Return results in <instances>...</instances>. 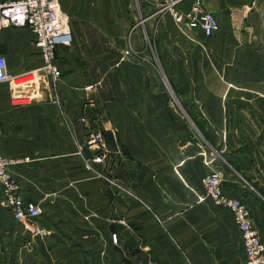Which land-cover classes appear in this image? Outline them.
I'll use <instances>...</instances> for the list:
<instances>
[{
	"label": "crops",
	"instance_id": "0c3cea01",
	"mask_svg": "<svg viewBox=\"0 0 264 264\" xmlns=\"http://www.w3.org/2000/svg\"><path fill=\"white\" fill-rule=\"evenodd\" d=\"M58 2L73 41L57 48V82L25 87L43 65L33 33L0 30L15 77L0 82V153L43 211L30 238L0 187V264H182V251L246 264L233 216L201 199L220 170L264 241V0ZM175 2L184 16L200 3L220 31L177 23L161 10ZM97 132L103 164L90 162Z\"/></svg>",
	"mask_w": 264,
	"mask_h": 264
},
{
	"label": "built area",
	"instance_id": "2783aa9c",
	"mask_svg": "<svg viewBox=\"0 0 264 264\" xmlns=\"http://www.w3.org/2000/svg\"><path fill=\"white\" fill-rule=\"evenodd\" d=\"M175 3L168 7L177 23L192 29H200L205 36L213 37L220 31L218 18L212 12L205 10L196 3L187 16L175 9ZM28 27L33 33L34 44L42 58L43 65L25 75L29 78L50 77L52 82L61 79V70L57 65V48L69 46L72 41L70 20L62 11L58 0H10L0 4V30L5 28ZM126 54H129L127 52ZM5 56L0 55V82H11L15 77L9 73ZM2 127L0 125V140ZM105 137L97 132L88 140V146L99 153L90 162L103 164L108 159ZM13 161L0 153V187L3 192V202L12 208L13 217L25 225V231L31 238L43 235L37 224L43 211L39 205L26 202L21 195V188L10 169ZM204 197L202 201H210L215 206L226 209L233 216L241 234L245 249L246 264H264V241L255 229L249 206L242 200L234 199L225 193L223 176L212 171L203 179ZM117 242L118 237H112Z\"/></svg>",
	"mask_w": 264,
	"mask_h": 264
},
{
	"label": "rangeland",
	"instance_id": "374dc122",
	"mask_svg": "<svg viewBox=\"0 0 264 264\" xmlns=\"http://www.w3.org/2000/svg\"><path fill=\"white\" fill-rule=\"evenodd\" d=\"M169 6H171V3H169V5H167V6H165V7H162L161 8V10H163V11H168V12H170V13H172L171 12V10H169L168 9V7ZM175 9H176V5H175ZM173 15V14H172ZM174 16V15H173ZM176 21V20H175ZM28 80H30V81H28ZM39 81H41V82H44V78L43 77H41V79H39V78H33V79H26V82L24 83L25 84V87H27V86H31V85H35V84H37V82H39ZM31 95H33V93H30ZM215 172H220L221 174H222V176H223V173L220 171V170H215ZM231 198H233V197H231ZM234 199H236V198H234ZM240 200V199H239ZM246 203V202H245ZM247 204V203H246ZM248 205V204H247ZM249 206V205H248ZM249 208H250V206H249ZM251 209V208H250ZM216 210H217V219L218 218H221V219H224V220H228V219H231V216H230V212H228L226 209H224V208H219V207H217L216 206ZM251 213H252V210H251ZM228 215V216H227ZM252 219H253V216H252ZM254 224V223H253ZM180 253V255H181V257H180V261H181V263L182 264H191V261H190V259L189 258H186L187 256H186V253L184 252V251H182V252H179ZM233 254V257L235 256L234 255V253H232Z\"/></svg>",
	"mask_w": 264,
	"mask_h": 264
}]
</instances>
